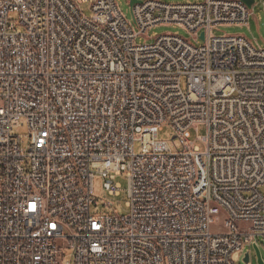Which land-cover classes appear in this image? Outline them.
Masks as SVG:
<instances>
[{
  "label": "built area",
  "instance_id": "1",
  "mask_svg": "<svg viewBox=\"0 0 264 264\" xmlns=\"http://www.w3.org/2000/svg\"><path fill=\"white\" fill-rule=\"evenodd\" d=\"M138 1L130 21L0 0V264H239L264 243V47L214 35L256 2ZM162 25L191 39L137 41ZM123 174L127 214L94 215L96 179L119 196Z\"/></svg>",
  "mask_w": 264,
  "mask_h": 264
},
{
  "label": "rangeland",
  "instance_id": "2",
  "mask_svg": "<svg viewBox=\"0 0 264 264\" xmlns=\"http://www.w3.org/2000/svg\"><path fill=\"white\" fill-rule=\"evenodd\" d=\"M163 4H170V5H177V4H202L205 3L206 0H156ZM256 4L254 6V16L251 18L249 27H239V26H231V27H221L216 28L214 30V35L217 37L223 36H244L250 41H252L256 47H264V6L262 0H255ZM118 5L121 11L125 14L128 20L133 21L132 13H131V4L130 0H118ZM82 13L88 17L92 18L93 12L91 10L90 4H84L81 6ZM173 35L179 34L181 37L185 39H191L189 33L180 28L178 26L173 25H162L158 26L152 30H150L146 37L138 39L137 41L141 44L151 43L152 37L155 36H163V35ZM19 133L22 137L27 135L26 128H21ZM175 130L174 128L166 124L162 131L158 134L157 141L160 143H167L169 147L176 151V149H182L181 144L177 140H173L175 137ZM206 135V129L202 126L198 128V134L195 130L191 132V140L196 141V146L200 147L204 150L203 145L197 141V139L203 138ZM141 144L137 143L135 146V150L137 153L141 152ZM105 180L98 177L95 181V192L94 198L96 199V204L92 206V213L94 215H107V214H115V212L119 215H126L128 209L126 207V203L128 201L127 198V186L128 181L125 174L117 176L115 183L120 185V195L119 196H112L109 194L107 190L104 188ZM112 205V206H110ZM115 211V212H114ZM219 227L217 225L213 226L214 231H219ZM260 249L262 252V256L264 259V243L259 241ZM251 249L249 247L246 248L244 254L241 256L239 264H257V260L255 257L254 252H251V262L245 263L244 256L247 252Z\"/></svg>",
  "mask_w": 264,
  "mask_h": 264
},
{
  "label": "water",
  "instance_id": "3",
  "mask_svg": "<svg viewBox=\"0 0 264 264\" xmlns=\"http://www.w3.org/2000/svg\"><path fill=\"white\" fill-rule=\"evenodd\" d=\"M242 1L244 3H246L249 8H252V6L255 4V0H242ZM136 3H141V1L132 0L131 1V6H133ZM204 38H205V34L203 33L202 34V39L204 40ZM253 251H254V254H255V257H256V260H257V264H264V259H263V256H262L261 249L259 248V246L257 244L253 245ZM244 262L245 263H250V253L249 252H247L245 254Z\"/></svg>",
  "mask_w": 264,
  "mask_h": 264
}]
</instances>
